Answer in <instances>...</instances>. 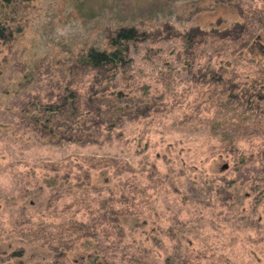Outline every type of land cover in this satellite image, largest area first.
<instances>
[{
    "label": "rangeland",
    "instance_id": "rangeland-1",
    "mask_svg": "<svg viewBox=\"0 0 264 264\" xmlns=\"http://www.w3.org/2000/svg\"><path fill=\"white\" fill-rule=\"evenodd\" d=\"M230 2L232 5L226 0H14L7 12H0V23L9 28L0 39V93L9 94L6 100L0 99V264H87L86 254L95 244L100 245L97 251L107 260L105 264H264V239H259L251 223L264 222V205L254 207L249 182L236 183L231 189V209L214 199L221 175H231V157L224 147L236 140L264 145V121H238L217 128L208 116L215 107L198 104L192 115L201 85L191 79L193 74L199 75L198 69L182 68L187 81L165 70L159 81L148 64L164 69L176 66V54H163L167 59L162 60L153 49H180L183 31L195 40L197 56L219 54L224 81L232 74L228 66L238 74L264 79V0ZM232 7L239 12L234 13ZM245 13L262 17L248 21L249 27H255L253 36L246 25L228 30L223 24L225 19ZM116 24L134 25L150 36L138 42L139 58L144 55L148 60L142 64V84H151L152 92L166 91L154 97L155 106L150 109L156 113L133 117L122 126L123 134L131 136L129 143L125 145L122 138L119 144L59 143L58 147L44 143L47 140L34 123H26L32 133L15 130L21 105L31 100L55 102L61 98L57 93L61 84L75 93V87L81 86L75 54L90 46L108 47ZM213 26L218 27L215 35L209 33ZM245 37L251 39L250 44ZM146 58L139 59L140 63ZM168 88L187 91L174 98ZM166 103L175 104L174 109L160 113L157 107ZM143 106H138L139 113ZM152 118L144 136L148 147L136 152L138 129ZM163 155L179 157L182 171L172 173L175 187L169 191L165 186L166 190L153 194L142 184L146 198L129 203L126 191L133 187L140 193L134 185L136 180L147 183L144 174L148 168L157 169L158 174L171 169L174 162L167 164ZM102 160L100 165L105 166L96 164ZM119 163H127L132 170L122 169ZM84 169L103 185L97 189L99 194L111 195L108 208L129 207L125 218L118 219L121 237L119 231L98 227L95 238L88 222L87 227L77 228V236L87 235V240L75 242V210L91 213L90 206L77 204L73 191L89 186L81 176ZM81 218L88 221L85 214ZM155 237L164 241L162 250ZM110 239L115 243L107 248ZM174 249L178 256L172 254Z\"/></svg>",
    "mask_w": 264,
    "mask_h": 264
},
{
    "label": "trees",
    "instance_id": "trees-1",
    "mask_svg": "<svg viewBox=\"0 0 264 264\" xmlns=\"http://www.w3.org/2000/svg\"><path fill=\"white\" fill-rule=\"evenodd\" d=\"M13 1L14 0H0V12H2V10H4L3 13L7 12L10 7H12ZM19 1L23 2L25 0ZM226 1L231 4L230 0ZM232 8L234 9V13L239 12L237 8ZM250 20L259 21L262 20V17L261 15L251 16L245 13L243 17L235 15L229 19L227 18L223 24L228 30L237 29V25H246L248 33L252 35L255 31V27H249L248 21ZM211 25L210 22L209 27ZM112 28L114 31L109 34L107 42L108 47L100 48L90 46L84 50L81 49L80 52L75 54L74 61L75 65L79 67L77 73L80 76L79 83H81V86L78 85L75 87V93L69 87L66 88L65 84H61V86L57 88V93L61 98L55 102L47 101V103H42L43 101L31 100L28 105H21L17 111L19 119L17 121L18 123L15 125L16 128L14 127L15 130L19 128L24 135L26 134V129L28 132L32 133L31 129L26 127V123H34L33 125H35V127L39 125V135L47 140L44 143L51 144L52 142V145L57 146L59 143H75L81 146L99 144L103 146V144H110L115 141L118 144L122 143V138L124 139L125 145L129 143L131 136L127 133L123 134L122 126L128 119L132 120L133 117L140 118L139 116L143 118L149 113L155 112L153 111L154 109H150V106H152L151 108L155 106L154 97L157 95H164L166 91L152 92L150 88L151 84H142L144 75L142 73L144 71L142 64L148 60L144 55L139 58L140 48L138 42H142L150 36L131 24H116V26L113 25ZM8 29L9 28L5 24L0 23V39ZM217 29L218 27L215 28L213 26V30L209 33L215 35ZM181 33L182 38L178 37L181 40L180 49L172 47L166 52L162 47H155L153 49L155 55H160L162 57L163 54H176V66L166 67L164 69L163 67L153 65L150 61L148 64L151 68V74L155 75L159 81L163 77L162 73L165 72V70L168 71L170 76H177L178 79H186V81L188 78L182 76V71H184L182 68L188 69L189 71H193L196 68L200 71L198 76L193 74L191 79L194 84H196V81H200L198 83L201 85V88L199 90V96L195 100L196 105L192 107L193 114L189 113V115L197 113V105L199 104L201 106L207 105L208 107H215V110L211 111L212 115L209 114L208 116L211 118L209 120L211 121L210 124H217V128L238 121H264V79L259 80L255 76L238 74L235 71L233 72L231 67L228 66L227 70L230 74L232 72L231 78L228 77L229 79L224 81L223 75L225 76L226 74L219 69L223 63V61L218 59L219 54L213 53L203 57L197 56L193 50L195 40L189 35H186L185 32L183 33V31H181ZM237 33L238 32L231 36V39H233ZM206 36L209 35L205 33V37ZM203 40H205V38ZM245 40L247 44L251 43L250 38L248 39L245 37ZM144 58H146L145 61H141L140 63L139 59L143 60ZM166 59L165 57L162 58V60ZM205 74L206 78H203ZM196 77H198V79H196ZM99 85H101V87H99ZM168 89L169 91L171 90L170 93L174 98L183 96L187 91L179 93L176 91V88ZM236 90H238L239 93L236 92ZM7 98H9V94L0 93L1 100H6ZM13 98H17V95H13ZM140 105H144L143 112L141 113L137 111ZM168 105L170 107L167 108L166 106ZM174 105L173 103H166L164 107L158 105L159 108L157 107V109L160 113H166L174 109ZM207 113L208 110H206V113L204 112V114ZM229 115L231 118H234L233 121L230 120L231 118H229ZM154 119L155 118L147 119V123L144 124L146 127L138 129V135L136 136L138 137V141L135 147L136 152L139 147L143 149L148 147L147 144L149 141H147L144 136L147 135V132L151 128V122ZM160 132L163 133L164 130ZM31 137L34 140L33 134ZM82 137H84V140L78 142ZM143 137L145 139H143ZM13 139L15 140V138ZM71 139H75V141L72 142ZM161 139L163 138L161 137ZM224 148L227 155L231 157V175L228 177L226 174V176L221 175L220 179L222 181L220 180V182L216 184L214 190L215 201H219L221 206L231 209L233 207V192H230L231 189L234 188L236 183L244 184L245 181H248L249 190L253 195L252 200L254 207H257V205H264V145L260 143L259 145L255 144L251 146L236 140L229 142ZM162 157L167 160V164L174 162L171 169L164 174H158L157 169L154 171L153 168H148L147 172L144 174L147 183H142L135 179L138 183L134 186L140 188V193H136L137 191H134L133 187H130V190L126 191V196L130 198L129 203H137L141 201V198H146L147 191L142 184L149 186V188L153 190L151 191L153 194L154 192H156V194L159 193L162 189H168L170 191L171 187H175L172 173L177 169L182 171V167L179 166L181 165L178 160L179 157H174L173 159L167 158V155H163ZM103 162L104 160L100 162L97 161L96 164L103 167L105 165H100V163L103 164ZM109 164H111V162ZM119 164H121L124 170L131 169L127 163ZM152 166L156 167L154 164H152ZM225 167H227V164ZM84 170L81 171V176L87 181L89 186L82 187L80 190L74 189L73 191L77 192V204L82 208L90 206L88 209H91V213L87 214L85 211L75 210V242L81 238V240H87V238H85L87 235L77 236V228L87 227L88 224L86 223L88 222H91L90 224L94 227L92 235H94L93 237L95 238L98 236V233H96L98 227L110 228L115 233L119 231V236L121 237V224L118 219L122 217L125 218V213L129 211V207L127 208L125 204H122V210L124 209V211L115 208L114 205L108 208L106 202L110 203L111 195L103 197L99 194L97 189L102 188L103 185H99L101 183H98L97 180L93 181L90 171ZM117 173L118 172H115L114 176L118 175ZM213 181L216 183L219 180ZM124 184L125 182H120V185L123 186ZM123 187L127 189L126 186ZM113 189H115L114 186ZM121 213H123V215H121ZM84 214L87 216L88 221H84L82 218L80 219ZM78 215L80 217H77ZM220 215H222V213H220ZM223 222H225V220ZM60 223L62 224L63 222ZM251 223L257 230L259 239H264V222L257 223L252 221ZM186 228L189 229L188 226ZM154 239L158 241V247L162 250V243H164V241L156 237ZM178 241H180L179 238ZM109 242L107 248H111L115 243V241L111 239ZM99 247L100 245L95 244L92 250L87 252V264L106 263L107 260L100 255V250L97 251ZM186 249L188 248L186 247ZM172 254L178 256L177 249H174Z\"/></svg>",
    "mask_w": 264,
    "mask_h": 264
}]
</instances>
